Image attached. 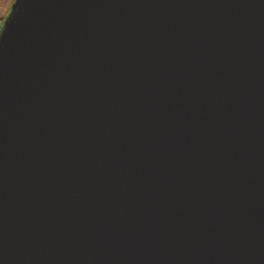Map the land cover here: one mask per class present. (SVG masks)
Masks as SVG:
<instances>
[{"label": "water", "instance_id": "95a60500", "mask_svg": "<svg viewBox=\"0 0 264 264\" xmlns=\"http://www.w3.org/2000/svg\"><path fill=\"white\" fill-rule=\"evenodd\" d=\"M0 264H264V0H16Z\"/></svg>", "mask_w": 264, "mask_h": 264}, {"label": "rangeland", "instance_id": "374dc122", "mask_svg": "<svg viewBox=\"0 0 264 264\" xmlns=\"http://www.w3.org/2000/svg\"><path fill=\"white\" fill-rule=\"evenodd\" d=\"M16 0H0V32L4 23L12 11L13 4Z\"/></svg>", "mask_w": 264, "mask_h": 264}]
</instances>
